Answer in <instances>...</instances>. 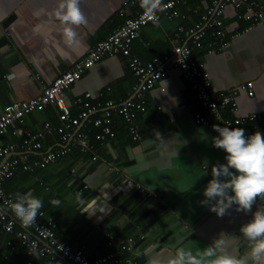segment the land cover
<instances>
[{"label":"crops","instance_id":"obj_1","mask_svg":"<svg viewBox=\"0 0 264 264\" xmlns=\"http://www.w3.org/2000/svg\"><path fill=\"white\" fill-rule=\"evenodd\" d=\"M123 1L81 0L88 23L75 29L80 44L68 47L51 15L57 0H0V113L13 101L37 96L43 86L83 60L91 47L124 21ZM257 1L264 5V0ZM208 5L206 0H186L178 6L186 18L163 17L158 26L141 27L132 40L131 54L143 62L167 54L177 26H191ZM135 11L130 7L128 14ZM222 21L230 36L228 46L215 54L201 46L194 53L218 91L239 87L237 115L258 112L264 106V20L245 29L236 9L227 5ZM135 80L126 57L104 55L66 89L65 100L72 115H78L81 107L76 97L90 105L106 100L119 104L131 97ZM247 81H252V96L240 87ZM85 93L90 96L84 98ZM144 100L146 108L135 119L140 139H132L128 124L115 114L113 120L119 118L118 125L127 131L118 129L91 151L86 148L88 139L75 141L66 154L44 167L27 172L20 167L19 173L3 179L4 189L14 197L30 193L40 198L41 210L53 221L57 236L80 246L90 260L105 253L109 236L115 239V249L128 237L134 239L127 255L132 264H168L178 248L195 252L218 239L217 243L222 241L218 251L243 255L248 243L239 229L252 213L264 208V199L258 198L248 213L236 211L233 205L223 217L210 211L214 201L202 203L211 168L225 163L224 152L214 146L215 130L195 124L194 114L203 111H197L194 92L177 68L169 67L144 93ZM45 123L59 125L54 105L9 125L0 134V146L14 144L21 149L26 134L39 131ZM41 143L40 151L29 153L30 160L62 144L55 132ZM52 200H59V206Z\"/></svg>","mask_w":264,"mask_h":264},{"label":"built area","instance_id":"obj_2","mask_svg":"<svg viewBox=\"0 0 264 264\" xmlns=\"http://www.w3.org/2000/svg\"><path fill=\"white\" fill-rule=\"evenodd\" d=\"M206 1H209V5L205 7L198 21L189 27L182 24L177 26L170 38L171 50L167 54L143 62L131 54V43L141 27L155 23L144 18L142 9L139 7V0H124L121 6L122 11L126 13L124 21L106 38L91 47L83 60L73 63L48 85L43 86L37 96L5 105L0 113V134H3L9 125L22 123L26 115L41 111L47 105H54L57 108L60 122L57 126L45 123L39 131L27 133L22 139L19 150L14 144L0 146V227L15 237V240L6 241L10 250L15 249L16 241L24 246L26 259L22 264H32L31 257L34 253L44 257L47 264H117L115 253L109 252L90 260L85 256L81 247H74L66 241L59 240L53 229V221L44 217L43 210H40V214L32 226L28 228L22 226L10 210V203L14 202V196L3 188L2 181L12 174L19 161H21L19 164L22 171L27 172L34 167H44L56 161L66 154L71 143L85 142L87 139L86 124L88 123H92L100 129L95 135L96 139L103 140L107 136H112L110 124L115 114L122 118L121 123L128 124L132 139H140L135 119L137 112H143L146 108L144 93L153 88L156 82L166 75L169 67L177 68L181 72L190 84L201 110L205 113L194 114L196 125L206 126L212 130L217 126H244L246 127V136H251L256 131L264 135V106L258 112L237 115L236 95L239 87L218 91L204 63L194 56V49L202 46L201 41L206 33H209L210 36L206 47L208 53H219L228 46L230 36L222 21L223 10L228 4L236 9L239 19L248 23L244 27L245 29L261 23L264 18V5L257 0ZM163 3L167 7L163 12L158 13L159 20L163 17L186 18V14L178 10V6L185 4L186 0H163ZM130 7H136L134 15L128 14ZM192 12L198 13L197 8H193ZM117 53L126 57L128 66L136 78L131 97L119 104L112 100H106L94 105L84 102L82 97H76L75 102L81 107L78 115H72L65 100L66 89L78 81L82 74L104 55ZM240 87L246 91L247 95H253L252 81H247ZM89 96V93H85L84 98ZM225 111L231 116L223 115L222 112ZM93 113H98V116L92 117ZM260 128L261 130H259ZM52 132L60 136L62 144L55 149L37 153L30 160L27 154L40 151L41 140ZM4 157L8 159L3 160ZM15 224L20 227L17 231H14ZM112 240L113 237L109 236L107 241L109 245ZM126 240V242L120 243V248L129 251L135 241L131 237ZM5 258L4 255L2 260ZM125 264H132L131 259L127 258Z\"/></svg>","mask_w":264,"mask_h":264},{"label":"clouds","instance_id":"obj_3","mask_svg":"<svg viewBox=\"0 0 264 264\" xmlns=\"http://www.w3.org/2000/svg\"><path fill=\"white\" fill-rule=\"evenodd\" d=\"M80 3L81 0H57L51 13L60 25L62 42L68 47L80 44L75 29L88 23ZM139 7L144 18L158 26V13L167 5L163 0H139ZM214 130L218 133L213 138L214 146L225 153V163L211 168L212 179L204 189L202 203L214 201L210 211L220 217L233 205L238 212H251L257 199H264V135L256 131L246 136L240 127L217 126ZM51 203L59 206L60 201L52 200ZM80 203H83L82 199ZM42 207L43 201L30 193H16L14 202L10 203V210L25 228L36 222ZM239 232L248 243L243 255L218 251L222 246V241L217 243L218 239L211 246L195 252L178 248L168 264H264V208L252 213L251 220ZM153 264L157 262L153 261Z\"/></svg>","mask_w":264,"mask_h":264},{"label":"trees","instance_id":"obj_4","mask_svg":"<svg viewBox=\"0 0 264 264\" xmlns=\"http://www.w3.org/2000/svg\"><path fill=\"white\" fill-rule=\"evenodd\" d=\"M228 5H230V4H228ZM230 6H232V5H230ZM263 20H264V18L262 19V21ZM245 23H246V25L248 24L247 22H245ZM209 38H210L209 33H206L205 37L201 41V44H202V46H204V49L207 47V43L209 42ZM194 56L197 58L198 55L194 53ZM197 105H198L197 106V111H200L201 108H200V105H199V102L198 101H197ZM95 115L98 116V113H93L92 114V116H95ZM226 116L227 117H230L231 114L226 113ZM119 120H120L119 118H118V120H113V118H112V123L110 124V128L114 132L113 134L118 133L117 132L118 129H120V130L121 129H124L125 131H127L126 130V127L124 125L123 126L118 125ZM240 128H243L244 131L246 130V127H240ZM99 130L100 129L98 127L92 125V123H88L87 124V126H86V134H87V139L89 141L88 144H87V146H86L87 150H90L91 151L93 148H96L95 147L96 144H98L99 142H101V140H98V139L95 138V135L99 132ZM259 130H261V128ZM27 156L29 158H31L33 156V154H31V155L30 154H27ZM19 163H21V161H19L17 163V165L13 169L12 174L9 177H11L14 174L19 173L20 167H21V165ZM9 177H6V178H9ZM6 178H4V179H6ZM2 186L4 188L3 181H2ZM44 217L47 218L46 215ZM19 229H20L19 225L15 224L14 231H17ZM53 229H54V232L56 234L55 225H54ZM56 236H57V234H56ZM58 239L59 240H62V241H65L63 239H60L59 237H58ZM7 240H15V237H14L13 234L4 231L0 227V259L2 261V264H22L23 261L26 259V252H25L24 246L21 245L18 241H16V243L14 245L15 249L10 250L9 247L6 245V241ZM107 241H108V238H106V244H108ZM114 241H115V239L113 238L111 245H108V248L105 251V253H103V255H105V254H107L109 252H112V253L117 252V253H115L116 254L115 257L118 260L117 264H125V260L128 258V256H127L128 255V251H126L125 249H121L120 248V245L117 246L116 249H115L114 248L115 246L113 245V242ZM70 245H72V244H70ZM133 245H132V247H133ZM72 246H74V245H72ZM74 247H76V246H74ZM77 247H80V246H77ZM4 255L6 256V258L4 260H2V258H3ZM31 259H32V264H47L45 258L39 256L37 253H34L32 255Z\"/></svg>","mask_w":264,"mask_h":264}]
</instances>
